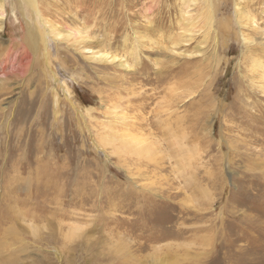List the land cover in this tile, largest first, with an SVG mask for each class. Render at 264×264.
Masks as SVG:
<instances>
[{"label": "rangeland", "instance_id": "1", "mask_svg": "<svg viewBox=\"0 0 264 264\" xmlns=\"http://www.w3.org/2000/svg\"><path fill=\"white\" fill-rule=\"evenodd\" d=\"M0 247L264 264V0H0Z\"/></svg>", "mask_w": 264, "mask_h": 264}, {"label": "bare ground", "instance_id": "2", "mask_svg": "<svg viewBox=\"0 0 264 264\" xmlns=\"http://www.w3.org/2000/svg\"><path fill=\"white\" fill-rule=\"evenodd\" d=\"M260 2V1H259ZM226 4V3H225ZM260 5V4H259ZM221 12V11H220ZM239 16V15H238ZM243 17V16H242ZM247 17V16H246ZM246 17H245V19H246ZM225 22V21H224ZM249 22V21H248ZM224 26V25H223ZM210 27V26H209ZM219 27V26H218ZM224 28V27H223ZM225 29V28H224ZM222 34V33H221ZM43 39V38H42ZM20 46L22 47V48H25V49H27V48H31V50H33L34 49V47H35V43H34V41H33V39H30V36H29V34H28V32H27V35H26V37H24L23 38V40L20 42ZM34 51V50H33ZM2 245V244H1ZM1 248V247H0ZM3 248V247H2Z\"/></svg>", "mask_w": 264, "mask_h": 264}]
</instances>
